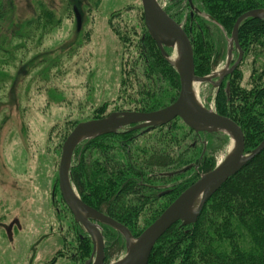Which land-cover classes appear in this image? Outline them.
Instances as JSON below:
<instances>
[{
    "label": "rangeland",
    "instance_id": "rangeland-1",
    "mask_svg": "<svg viewBox=\"0 0 264 264\" xmlns=\"http://www.w3.org/2000/svg\"><path fill=\"white\" fill-rule=\"evenodd\" d=\"M2 2L0 63L13 61L14 67H0L3 72L0 71V264H89L95 245L79 239L85 233L77 228L76 219L58 189V168L63 144L73 129L96 119L101 106H107V114L102 117L106 118L121 112L118 107L127 106L136 96L123 81L127 79L129 83L128 78L134 76L131 72L134 63L142 60L138 44L142 33L137 34L143 27L142 2ZM159 2L164 10L170 7L174 11L183 10L177 14L178 18L182 17L183 27L188 24L189 15L191 20L198 15L212 30L218 25L224 32L222 26L200 12L196 0H192L193 6L189 0ZM179 2L180 7L176 6ZM74 7L82 17L81 30H78ZM39 17L42 18L39 25L31 23ZM29 24L37 26L36 29L29 30ZM116 30L123 34L122 39ZM231 38L225 34L226 61L207 76L224 69L228 62L232 68L239 60V50H229ZM165 50L169 57L176 53L173 47H165ZM242 70L243 87L250 80V63L244 64ZM218 82V77L201 85L197 82L198 101L206 108L216 109V98L223 85L215 84ZM204 134L200 139L203 142L195 137L196 133L189 134L180 143L179 152L194 148L193 152L200 153L202 160L213 153L210 151L213 147L216 167L228 156L232 139L222 132ZM156 142L157 149L167 148L164 141ZM193 166L195 173L206 174L201 171L202 164L193 163L162 175L174 177ZM101 231L105 235L102 227ZM107 243L105 239V246ZM117 259L105 262L111 264Z\"/></svg>",
    "mask_w": 264,
    "mask_h": 264
},
{
    "label": "trees",
    "instance_id": "trees-1",
    "mask_svg": "<svg viewBox=\"0 0 264 264\" xmlns=\"http://www.w3.org/2000/svg\"><path fill=\"white\" fill-rule=\"evenodd\" d=\"M196 2L200 12L222 26L228 37H232L241 15L264 10V0ZM3 10L0 0V17L4 15ZM174 10L165 9L181 23L182 17L178 18L177 14L183 10ZM141 12L143 27L137 34L142 33L138 42L142 60L134 63L131 69L134 76L128 78L129 83L127 79L123 81L136 96L129 100V106L118 107L121 112L160 111L171 105L180 91L179 74L163 58ZM41 21L39 17L31 23L39 25ZM186 21L184 28L193 45L196 75L205 77L227 59L225 34L218 25L212 30L198 15L192 20L189 15ZM29 27L35 30L37 26L29 24ZM239 32L243 59L234 73L224 79L215 110L241 126L246 138L245 150L251 153L264 140V19L248 18L240 25ZM116 33L122 39L123 34L118 30ZM124 40L127 42L128 38L125 36ZM248 62L252 72L250 80L242 87V66ZM12 63L5 61L0 67L13 68ZM106 107L99 108L96 119L107 114ZM191 133L195 134L177 118L149 132L127 127L84 141L75 152L71 180L84 203L121 223L138 238L177 196L200 178L194 171L195 166L174 177L163 176V172L184 169L193 163L202 164L204 173L215 168L213 147L210 148L213 153L202 160L199 152H193L194 148L179 152L180 143ZM157 140L164 141L167 148L157 149ZM165 186L168 191L163 193ZM104 227L108 263L126 253V239L114 228ZM149 264H264V151L223 184L205 204L196 224L178 222L167 231L156 243Z\"/></svg>",
    "mask_w": 264,
    "mask_h": 264
},
{
    "label": "water",
    "instance_id": "water-1",
    "mask_svg": "<svg viewBox=\"0 0 264 264\" xmlns=\"http://www.w3.org/2000/svg\"><path fill=\"white\" fill-rule=\"evenodd\" d=\"M189 1L193 6L192 0ZM141 2L148 33L160 48L163 58L173 67L165 47L175 48V44L180 46L181 61L178 67H174L181 81L180 94L171 105L160 111L149 113L114 112L106 118L80 123L64 142L58 168L60 190L65 203L72 210L76 220L82 226L84 225L90 234L93 235V231L96 232V238L93 235L95 252L89 261V263L93 261V264H105V239H103L100 227L97 224H91L88 218L114 228L126 239V254L111 264H149L156 243L164 237L167 231L177 225L178 222H182L184 225L196 224L205 204L223 187V184L234 177L250 160L264 151L263 140L254 151L247 153L245 150L246 138L241 126L233 119L219 115L212 108H206L195 100L193 93L195 82L200 85L213 82V78H217L216 73L207 77L196 75L193 45L183 25L164 10L159 0H141ZM74 13L77 17L78 30H81L82 17L77 7H74ZM252 17L264 19V10H251L241 15L236 22L232 30L229 50L231 52L237 48L240 58L232 68H229L230 62L227 63L225 73L218 77L219 82L215 84H222L224 78L236 69L242 61L243 52L239 43V28L245 20ZM166 39H169L168 42ZM177 118H180L195 133L222 132L228 135L230 139L235 141L234 151L222 161V164L216 166L211 172L201 175L198 181L178 196L176 201L169 205L154 223L135 239L127 227L108 215L100 213L95 208H91L80 199L71 180L73 155L80 143L91 141V139L103 136V134H114L126 129V127H132L133 130L144 129L149 132L151 129L173 122ZM131 240H134V243L130 246Z\"/></svg>",
    "mask_w": 264,
    "mask_h": 264
},
{
    "label": "flooded vegetation",
    "instance_id": "flooded-vegetation-1",
    "mask_svg": "<svg viewBox=\"0 0 264 264\" xmlns=\"http://www.w3.org/2000/svg\"><path fill=\"white\" fill-rule=\"evenodd\" d=\"M190 2V1H189ZM191 5V4H190ZM191 8H193V7H191ZM227 77V76H226ZM225 77V78H226ZM125 130V129H124ZM204 135H206V134H204V133H196V138L197 139H201V138H203V136ZM200 142H203L202 140H200ZM199 176H201V175H199ZM168 186H165L164 187V192L163 193H165V192H167L168 190L166 189ZM58 189H59V191H60V193H61V190H60V184L58 183ZM61 195H62V193H61ZM62 198H63V195H62ZM63 201H64V198H63ZM64 203H65V201H64ZM66 204V203H65ZM67 207H68V205H67ZM69 208V207H68ZM69 210L72 212V210L69 208ZM72 215L74 216V214H73V212H72ZM74 219H76V217L74 216ZM88 220H89V222L91 223V224H93V225H95V224H97L99 227L101 226L103 229H104V231H105V227L103 226V225H100V223H98L97 221H95V220H93V219H91V218H88ZM75 223H76V225H77V228H79V230L81 231V233H85V234H83L82 236H80L79 237V239L84 243L85 241H88L91 245L92 244H94L95 245V239L93 238V235L92 234H90L89 233V231L87 230V228L83 225L82 226V224H80L77 220L75 221ZM101 227H100V229H101ZM102 232V231H101ZM102 235H103V233H102ZM103 239H105V235H103ZM105 248H106V246H105ZM105 251V250H104ZM105 254H106V251H105ZM95 259V258H94ZM105 260H106V258H105ZM89 263V262H88ZM105 264H106V262H104ZM89 264H93V261L91 262V263H89Z\"/></svg>",
    "mask_w": 264,
    "mask_h": 264
},
{
    "label": "bare ground",
    "instance_id": "bare-ground-1",
    "mask_svg": "<svg viewBox=\"0 0 264 264\" xmlns=\"http://www.w3.org/2000/svg\"><path fill=\"white\" fill-rule=\"evenodd\" d=\"M167 41L166 42H168V40L169 39H166ZM174 52H176L175 54H173V55H171L169 58H170V62L174 65V67H178L179 66V64H180V61H181V58H180V46H178V44H175V48H174ZM225 71H226V68H224V69H222V70H219L216 74H215V76L216 77H219V76H221V75H223L224 73H225ZM198 84H197V82H195V85H194V87H193V93H194V95L196 96V98H195V100H199V95H198V93H197V91H198ZM198 103H200L199 101H198ZM201 104V103H200ZM234 145H235V141H234V139H232V141H231V143H230V149H229V154H231L234 150ZM228 154V155H229ZM93 235H94V237L96 238V232L95 231H93ZM134 243V240H131V242H130V246H131V244H133Z\"/></svg>",
    "mask_w": 264,
    "mask_h": 264
}]
</instances>
